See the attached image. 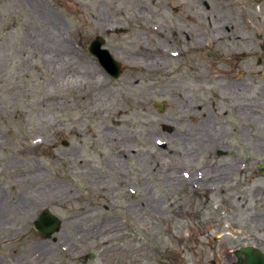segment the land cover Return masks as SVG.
Wrapping results in <instances>:
<instances>
[{"label":"rangeland","instance_id":"rangeland-1","mask_svg":"<svg viewBox=\"0 0 264 264\" xmlns=\"http://www.w3.org/2000/svg\"><path fill=\"white\" fill-rule=\"evenodd\" d=\"M193 1L185 4L193 9ZM196 2L198 13L214 17L210 28L199 22L202 33L216 36L202 52L209 73L230 42L241 47L247 39L250 52H261L264 0ZM156 3L0 0V198L7 205L23 199L25 230L23 239L8 231L12 237L2 241L8 233L0 231V264H181L217 243L213 200L164 178L190 148L185 134L202 125V114L189 108L201 105L200 97L208 106L215 99L207 96L212 79H204L201 91L195 73L175 74L176 64L166 70L161 60L150 64L146 23L161 20ZM117 22L131 28L105 37L126 64L113 78L80 50V38ZM163 101L160 111L156 103ZM253 131L264 137L263 119ZM159 140L166 145L160 148ZM206 154L202 149L190 160L193 171L205 166ZM129 186L138 187L135 197ZM45 208L63 220L51 237L33 226ZM89 252L94 256L85 258Z\"/></svg>","mask_w":264,"mask_h":264},{"label":"flooded vegetation","instance_id":"flooded-vegetation-1","mask_svg":"<svg viewBox=\"0 0 264 264\" xmlns=\"http://www.w3.org/2000/svg\"><path fill=\"white\" fill-rule=\"evenodd\" d=\"M186 1L190 0H158L157 3L152 0L153 4H159L161 20L157 22L149 17L146 23L149 34L145 40V46L150 47L148 51V57L152 60L150 64L156 65V62L161 60L163 64L159 67L166 70L172 68V64L175 63L177 66L175 74L181 71L195 73L197 75L195 81L201 86V91L205 89L204 79H212V83H207L212 93L207 96L215 97L214 100H210L209 106L202 105L207 100V97L203 96L200 97L201 105L194 104L193 108H189L192 112L199 111L202 114L201 128L198 126L199 130L185 134L183 143L188 142V139L187 147L190 148L185 155L179 153L180 156L179 154L177 156L181 167L177 165L176 168H167L164 175V178L174 181V186L180 190L188 186L196 196L199 192L208 194V200L210 198L213 200L211 208L215 210L212 213V221L216 225L211 240L217 243L208 250L193 252L194 260L191 263L180 259L181 264H245L247 261L254 263V259L258 264H264V186H259V181L264 179V159L261 160L260 156L264 155V137L253 131L258 119L264 120V83L260 84L264 82V68L254 67V64L264 65V42L259 45L261 52L253 53L250 52L249 46H245L249 45L247 39L242 41L241 47H235V43L230 42L235 46L232 45L225 51L222 49V55L212 62V68L216 66L217 70L213 74L209 73L210 65L202 63V52L211 50L216 44V36L211 31H209L211 34L202 33L199 22L201 20L206 28H210L214 17L213 14L198 13L196 0L193 1V9L185 4ZM175 2L180 4L175 5ZM204 6L207 10L210 7L206 1ZM164 13L168 15L165 16ZM130 28L131 26H126L124 22H117L112 28L100 29L101 34L84 36L83 39L80 38L82 46L80 50L87 52L96 66L109 74L98 56L93 55L90 49L92 42L101 36L104 39L102 47L112 52L124 70L125 60L115 55L107 45L105 37L113 32L126 33ZM223 39L224 37H221L217 42L221 43ZM252 57L255 58L254 64L251 62ZM225 103L227 107H224ZM156 105L160 108L158 103ZM207 107L213 115L207 116ZM162 110L160 108V111ZM158 144L162 148L166 141L163 143L159 140ZM202 149L205 154L207 153L206 164L193 171L190 160H194ZM158 159L159 164L160 162L163 164L164 161L159 157ZM174 170L176 172H173ZM128 188L132 196L138 194L137 186ZM2 206H10V211H3ZM0 210H2L0 219H7L13 215L9 224H2L0 220V231L6 229V233L11 231L10 234L17 240L23 239L25 236L23 210L17 207V202L7 205L1 197ZM224 213L225 219H221ZM96 231L98 228L95 227L90 232ZM120 231L121 227L117 232ZM10 234L2 236L1 241L10 239L12 237ZM237 239L244 241L240 243ZM247 250L252 253L251 256H246L244 251ZM255 252L260 253L261 257L254 255ZM93 256V252L84 255L85 258Z\"/></svg>","mask_w":264,"mask_h":264},{"label":"water","instance_id":"water-1","mask_svg":"<svg viewBox=\"0 0 264 264\" xmlns=\"http://www.w3.org/2000/svg\"><path fill=\"white\" fill-rule=\"evenodd\" d=\"M104 43V39L101 37H97L96 40L92 42L90 46L91 52L100 59L102 65L107 69L113 77L118 78L122 72L119 61L114 59L113 54L107 48H102ZM163 107V103L160 104V108ZM62 219L59 218L54 212L52 213L49 209H44L39 217L34 221V228L39 230L44 237H51L55 232L61 230ZM246 256H251L252 253L247 250L244 251ZM259 258L261 257L260 253H254ZM252 261H247L245 264H258V261L254 259V263Z\"/></svg>","mask_w":264,"mask_h":264},{"label":"bare ground","instance_id":"bare-ground-1","mask_svg":"<svg viewBox=\"0 0 264 264\" xmlns=\"http://www.w3.org/2000/svg\"><path fill=\"white\" fill-rule=\"evenodd\" d=\"M95 95V98L97 97V94H94ZM121 164V163H120ZM23 205H24V201H23V199H21V201L19 200V202H17V207L21 210H23L24 211V209H23ZM10 209V206H2V210L3 211H10L9 210ZM2 210H0V213L2 212Z\"/></svg>","mask_w":264,"mask_h":264}]
</instances>
